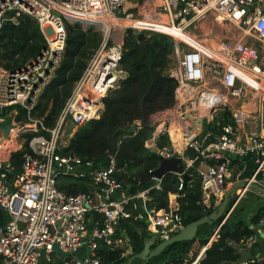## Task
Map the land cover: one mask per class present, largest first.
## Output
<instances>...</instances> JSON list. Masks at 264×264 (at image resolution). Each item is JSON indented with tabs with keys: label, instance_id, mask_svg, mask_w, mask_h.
<instances>
[{
	"label": "built area",
	"instance_id": "obj_1",
	"mask_svg": "<svg viewBox=\"0 0 264 264\" xmlns=\"http://www.w3.org/2000/svg\"><path fill=\"white\" fill-rule=\"evenodd\" d=\"M141 4L162 19L130 18L133 7ZM123 9L127 10L124 14ZM23 15L36 20L46 44L37 57L20 67L9 69L0 64V121L7 115L3 111L16 105L26 110L28 120H17V112L15 122L22 125L0 145V209L8 216L0 223L2 264H102L103 249L127 245L121 223L141 222L145 236L155 235L157 241L183 228L179 194L169 197L167 210L151 204L150 191L161 189L163 177L157 178L155 169L149 171L152 184L138 189L139 182L126 181L125 170L117 167L115 145L106 151L104 166L63 151L74 134L64 138L68 124L77 129L99 118L103 99L125 78L120 61L127 29L174 39L168 70L176 81L173 103L148 115L152 133L144 146L155 149L159 158L181 159L183 171L170 172L178 177V190L186 186L192 171L200 184L198 203L210 208L221 201L233 167L239 166L234 161L245 164L247 158L254 167L244 180L264 190V0H0V32L6 22L18 25ZM208 15L232 23L240 34L217 41L206 32L191 36L190 30L199 29ZM126 18L153 25L115 27V20ZM67 24L98 31L102 38L58 119L49 127L44 117L31 118V111L63 58ZM169 28L181 35L175 36ZM94 107H99L97 116L87 115L86 110ZM223 111L229 113L230 122H223ZM133 128L134 134L142 130L143 121L135 120ZM175 131L178 140L172 137ZM21 133L29 136L25 138L29 151L23 156L20 173L11 177L13 167L4 151L12 135ZM161 135H167L170 143L158 146ZM65 179L85 181L88 188L68 193L61 188ZM248 189L238 192L241 195ZM256 193L262 196L264 207V195ZM250 228L255 226L250 224ZM258 229L264 236V226L259 224ZM256 239L251 235L245 244ZM83 246L85 256L77 258L75 253ZM61 257L66 259L57 262ZM263 263L264 255L258 254L222 264Z\"/></svg>",
	"mask_w": 264,
	"mask_h": 264
},
{
	"label": "trees",
	"instance_id": "obj_2",
	"mask_svg": "<svg viewBox=\"0 0 264 264\" xmlns=\"http://www.w3.org/2000/svg\"><path fill=\"white\" fill-rule=\"evenodd\" d=\"M99 42L98 31L83 30L78 24H67L63 58L54 70L52 79L40 94L43 101L34 107L38 111V118L44 117L47 126L52 127L55 124V117L51 121V116L62 110L71 94L74 82L80 78L87 65L85 59L91 57ZM45 44V38L34 18L23 15L18 25L6 22L0 32V56L3 59L14 58V63L1 65L9 69L20 67L37 57ZM173 51L174 39L168 35L156 32L145 34L127 29L123 38V53L120 61L125 78L121 80L118 88L111 90L103 99V112L100 117L80 125L63 151L92 159L95 164L104 166L107 163L106 151L115 145L116 165L125 170L123 174L125 180L135 184L139 182L136 185L138 189L152 184L149 171L158 168L160 161L155 153L144 146L145 140L152 133V128L148 126L146 120L149 114L169 107L173 103L176 81L168 75ZM19 55L22 56V60L18 59ZM50 103L51 108H49ZM12 109L9 107L2 114H8ZM98 111L99 107H95L87 115L96 117ZM221 115L223 122H230L227 111H223ZM18 117L17 120H19ZM135 120H142L144 128L134 134ZM169 143L167 135H161L157 141L158 146ZM12 144L16 145V142L13 141ZM28 151L26 147L22 151L11 154L10 163L13 167L11 177L20 173L23 156ZM234 162L241 168H248L246 173H252L254 166L248 158L245 164H241L237 159ZM189 174L191 176L186 186L180 191L177 188L178 177L174 173H166L162 177L161 189L150 191L151 204L160 210L168 209L169 194H179L177 201L184 225L210 214L217 208L216 204L205 208L198 203L199 179L192 171H189ZM236 180L238 178L233 177L227 181L225 189ZM62 183L61 188L68 193H78L88 188L85 181L77 179H65ZM263 217L264 207L255 212L250 222L241 218L231 221L226 219L214 239L207 245L197 264L234 263L241 260L242 254L239 247L246 246V239L256 235L255 228H250V224L258 226ZM6 219L7 214L0 209V223ZM222 219L223 217L212 224L200 225L194 240L180 241L168 246L147 264H191L196 261L202 247L207 244ZM121 224L133 241L135 252H139L145 237L144 225L138 221ZM123 250L103 249L102 264H123L125 261ZM134 261L136 264L141 263L140 260L135 259L131 264Z\"/></svg>",
	"mask_w": 264,
	"mask_h": 264
},
{
	"label": "rangeland",
	"instance_id": "obj_3",
	"mask_svg": "<svg viewBox=\"0 0 264 264\" xmlns=\"http://www.w3.org/2000/svg\"><path fill=\"white\" fill-rule=\"evenodd\" d=\"M126 12H127V10L123 9L122 14H124ZM130 12L132 14V17H130V18H133V19L143 18L145 21H152V22H155V21L162 19L160 16H158L154 13L153 14L148 13L149 8H146V6L142 5V4H141V6L133 7L132 11H130ZM135 21H137V20H135ZM142 25L146 26V25H153V24L146 22V23H143ZM202 32H206L210 39L217 41V40H221L223 38H230V39L231 38H237L238 35L240 34V29L238 27H236L235 25H233L232 23H230L224 19L212 16V15H208L204 20H202L200 22L199 29L190 30L191 36H193V33L200 34ZM144 33L146 34L147 32H144ZM101 38H102V36L100 35V40H101ZM13 59L14 58L3 59L0 56V64L12 65L14 63ZM18 59L22 60V56L19 55ZM89 59L90 58H86L85 62L88 63ZM172 63H173V55L171 56V65H172ZM171 65H170V67H171ZM170 67H169V69H170ZM42 92H43V89L40 91L39 94H41ZM41 101H43V99L41 100V97L39 95V97L35 101L34 105L36 106L37 103H40ZM103 104L104 103L102 101V105ZM51 106L52 105L50 103L49 108H51ZM12 108H13L12 110H14V109L17 110V112L19 114L18 119L20 121H24L25 123L28 122L27 117H26V110L22 106L16 105ZM60 112L59 113L57 112L54 115H52L51 121H53L54 117H55V120H57L59 115H60ZM37 113H38L37 110H35V109L32 110L31 111V118H33V119L38 118ZM75 131H76L75 127L68 124V126L65 128L64 138L67 139ZM27 137H28L27 133H23V134L21 133V134L15 135V137H13L12 141L9 143L7 149L4 151V155L6 157L10 158L12 153L17 152V151H22L23 149H25L27 147V141L25 140V138H27ZM13 141L16 142V145L12 144ZM247 169H244L243 167L241 168L238 165H235L233 167L232 175H231L229 180H231L233 177H236V178H238V180H236V181H240V180H244L245 178L250 177L251 173H246ZM236 181H234V182H236ZM233 183H231V184H233ZM239 195H240V193L238 192V190L232 194L230 201H229V204L227 206V211H226L227 212L226 213L227 218L226 219L228 221H231V220H235L237 218H241V219L245 220L246 222H250L251 217L255 214V212L258 211L259 209L263 208V198L261 195L257 194L255 190L249 188L248 190H246L245 192H243L240 195V198L234 204V202L236 201V199L238 198ZM219 201L220 200L218 199L217 203H216V207L219 204ZM255 234L257 235V238L259 240V244L254 245V244L248 243L249 247L247 245L244 247H239L240 252L242 254V258L253 256L258 250H264V236L262 235L261 231L258 229V226H255ZM134 249L135 248H134L133 241L131 240L130 236H128L127 245L125 246V248L123 250L124 251L123 255L125 256V261L123 264H128L129 258L133 254L136 253ZM65 259H66L65 257H61V259H57V262H62ZM133 264H136V261H134Z\"/></svg>",
	"mask_w": 264,
	"mask_h": 264
},
{
	"label": "water",
	"instance_id": "obj_4",
	"mask_svg": "<svg viewBox=\"0 0 264 264\" xmlns=\"http://www.w3.org/2000/svg\"><path fill=\"white\" fill-rule=\"evenodd\" d=\"M17 111L14 109L10 111L2 121H0V145H3L10 137L11 133L18 129L22 122H15ZM152 127V126H151ZM112 148L114 150V145H112ZM152 153H155V149H149ZM160 164L158 168L155 169L154 174L157 178H160L164 176L166 173L178 171H183V163L180 158L172 157L169 159H163L159 158ZM185 178H188L187 175H185ZM245 187H249L251 189H254L258 193H261L264 195V190L255 185L254 183H249L246 180H240L236 181L233 184H231L223 193L222 199L217 206L216 209H214L210 214L204 215L200 217L199 219H196L186 225L183 226L182 229H180L177 233L173 234L172 236L165 238L161 241L156 240L155 235H148L143 238V246L142 249L133 254L129 260L128 264H131L133 260L138 259L141 261L140 264H147L153 257H156L159 255L163 250H165L168 246L180 242V241H191L194 240L197 237L198 234V228L202 224H212L213 222L219 220L221 217L226 216L227 206L229 204L230 198L234 192H236L238 189H243ZM21 226L22 224L19 223ZM260 226H264V223H260ZM217 228V227H216ZM215 228V230H216ZM214 230V232H215ZM210 236L209 239H211L214 235ZM55 250L58 251V249L55 247ZM205 250V249H204ZM204 250L200 253V257L202 256ZM66 256V255H65ZM75 256L77 258H84L85 256V247H80L76 253ZM199 257V258H200ZM199 260V259H198Z\"/></svg>",
	"mask_w": 264,
	"mask_h": 264
},
{
	"label": "bare ground",
	"instance_id": "obj_5",
	"mask_svg": "<svg viewBox=\"0 0 264 264\" xmlns=\"http://www.w3.org/2000/svg\"><path fill=\"white\" fill-rule=\"evenodd\" d=\"M114 25H115V27H116L117 25H121V26H124V25H129V26H145V25H140L139 22H137V21H135V20L128 19V18L123 19V20H115V21H114ZM151 26H152V25H146L145 27H151ZM167 30H168L169 32L173 33L175 36H180V35H181V33H180L178 30H175V29H173V28H169V29H167ZM116 75H119V73L117 72ZM94 108H95V107H94ZM94 108H92V109H87V110H86V113L89 114ZM175 132H176V131H175ZM13 137H15V134L12 135L10 142L12 141ZM172 137H173L174 140H178V139H179V134H178L177 132H176V133H173V134H172ZM10 142H9V143H10ZM242 192H243V191H242ZM242 192H241V193H242ZM199 257H200V255H199ZM199 257H198V259H200ZM198 259H197L196 261H194V264H197L196 262L198 261Z\"/></svg>",
	"mask_w": 264,
	"mask_h": 264
},
{
	"label": "crops",
	"instance_id": "obj_6",
	"mask_svg": "<svg viewBox=\"0 0 264 264\" xmlns=\"http://www.w3.org/2000/svg\"><path fill=\"white\" fill-rule=\"evenodd\" d=\"M173 195H175V194H169V197H171V198H173L172 196ZM7 218H8V216H7ZM4 222V221H3ZM257 236V235H256ZM214 239V237L212 238V240ZM211 240V241H212ZM256 243H259V240H258V238L255 240V241H253V242H251V244H256ZM248 247H249V244L247 243L246 244ZM203 249V248H202ZM258 254H261V255H264V250H261V251H257L256 253H255V255H258ZM199 257V256H198ZM198 257H197V259H198ZM251 257V256H250ZM246 258H248V257H246ZM196 259V260H197ZM243 259V258H242ZM197 263V262H196ZM0 264H2V262H1V260H0Z\"/></svg>",
	"mask_w": 264,
	"mask_h": 264
}]
</instances>
